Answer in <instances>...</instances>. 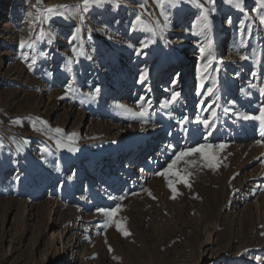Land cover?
Wrapping results in <instances>:
<instances>
[{
	"label": "rangeland",
	"instance_id": "374dc122",
	"mask_svg": "<svg viewBox=\"0 0 264 264\" xmlns=\"http://www.w3.org/2000/svg\"><path fill=\"white\" fill-rule=\"evenodd\" d=\"M261 16L0 0V264H264Z\"/></svg>",
	"mask_w": 264,
	"mask_h": 264
},
{
	"label": "snow or ice",
	"instance_id": "6c2138e0",
	"mask_svg": "<svg viewBox=\"0 0 264 264\" xmlns=\"http://www.w3.org/2000/svg\"><path fill=\"white\" fill-rule=\"evenodd\" d=\"M83 2H84L85 5H88V4H89V0H83ZM201 7H202V6H201ZM236 7L239 8V7H240V4H239V3H236ZM44 11L47 12L49 16H51V15H56V14H61V15H62V13H57V12L55 11L54 8H47V9H45ZM205 11H207V10H205ZM39 12H40V10L37 9V17H36L37 20L40 19ZM30 15H31V13H30ZM45 19H47V17H45ZM206 19H207V17H205V20H206ZM260 19H261V23H264V16H261ZM25 43H26V42L22 41V42H21V46L23 47V46L25 45ZM27 46H28L29 48H31V47H32V44L29 43V44H27ZM96 91L99 92V89H96ZM262 91H264V89H262ZM176 95H179V93H176ZM174 98H175V97H174ZM139 115H140L141 117H143V116L145 115V113H144V112H141ZM248 118H249V117H245V119H248ZM252 118L255 119V117H252ZM260 119H261L262 122H264V112L261 113V117H260ZM203 123H204L205 125H207L208 121H203ZM204 147H205L204 145H201L199 149H193L192 151H193V152H195V151L203 152V151H204ZM221 147H223V145H221ZM188 154H191V153H183V152H182V153H180V154L176 157V160H179V159H181V157H183L184 155H188ZM204 158H205V159H208V160H210V161H214V160H215V157H209L207 153H204ZM176 160H174V161L172 162V164L169 165V169H171V168L173 167V165H175ZM209 166H213V165L210 163ZM176 175L179 176V179H180L181 182L187 183V178H186L185 176H180V174H179L178 172L176 173ZM169 186L172 187L171 182H169ZM172 190H173V192L176 191V189H175L174 187H172ZM122 230H123V229H122ZM125 234L127 235L128 233L125 232Z\"/></svg>",
	"mask_w": 264,
	"mask_h": 264
},
{
	"label": "bare ground",
	"instance_id": "6f19581e",
	"mask_svg": "<svg viewBox=\"0 0 264 264\" xmlns=\"http://www.w3.org/2000/svg\"><path fill=\"white\" fill-rule=\"evenodd\" d=\"M186 60V59H185Z\"/></svg>",
	"mask_w": 264,
	"mask_h": 264
}]
</instances>
